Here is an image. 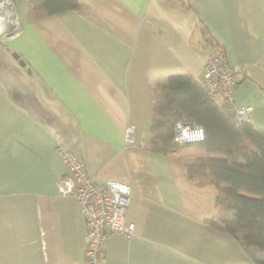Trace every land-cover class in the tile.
Segmentation results:
<instances>
[{
  "label": "crops",
  "instance_id": "0c3cea01",
  "mask_svg": "<svg viewBox=\"0 0 264 264\" xmlns=\"http://www.w3.org/2000/svg\"><path fill=\"white\" fill-rule=\"evenodd\" d=\"M81 1L34 18L28 0H12L23 17L0 41V264H84L87 229L77 200L59 194L58 148L98 181L131 188L135 232L109 239L105 264H253L206 223L218 214L214 183L143 144L151 88L172 75L203 79L214 46L200 21L236 71V106H251L250 122L264 130V0H189L193 9L181 0ZM129 125L136 144L125 142Z\"/></svg>",
  "mask_w": 264,
  "mask_h": 264
},
{
  "label": "trees",
  "instance_id": "16d2710c",
  "mask_svg": "<svg viewBox=\"0 0 264 264\" xmlns=\"http://www.w3.org/2000/svg\"><path fill=\"white\" fill-rule=\"evenodd\" d=\"M181 2L193 9L189 0ZM83 7L81 0H28L34 18ZM199 27L214 46L213 53L223 50L202 21ZM151 93L153 124L143 147L179 157L192 179L211 180L218 192V214L206 223L234 237L253 264H264V130L226 113L190 75H172L153 86ZM181 120L203 127L205 139L176 142V124ZM191 150L194 153L189 154Z\"/></svg>",
  "mask_w": 264,
  "mask_h": 264
},
{
  "label": "built area",
  "instance_id": "2783aa9c",
  "mask_svg": "<svg viewBox=\"0 0 264 264\" xmlns=\"http://www.w3.org/2000/svg\"><path fill=\"white\" fill-rule=\"evenodd\" d=\"M5 3L13 10L12 0H0V4ZM199 84L210 100L222 99L229 115L239 121H250L253 108L237 107L235 104L238 86L236 71L228 66L224 50L209 56ZM204 139L203 127L182 120L177 122L176 142L195 143ZM125 142L137 143L134 125L126 128ZM58 151L65 166V175L58 181L59 194L77 200L87 229L84 264H105L109 239L114 235L131 237L135 232L134 223L127 220L131 188L116 181H98L87 173L84 161L74 152L63 148H58Z\"/></svg>",
  "mask_w": 264,
  "mask_h": 264
},
{
  "label": "bare ground",
  "instance_id": "6f19581e",
  "mask_svg": "<svg viewBox=\"0 0 264 264\" xmlns=\"http://www.w3.org/2000/svg\"><path fill=\"white\" fill-rule=\"evenodd\" d=\"M7 22L13 25V29L15 31V28H17V19L15 18L14 11L11 9L10 6H7L6 3L0 4V27L7 24Z\"/></svg>",
  "mask_w": 264,
  "mask_h": 264
},
{
  "label": "water",
  "instance_id": "95a60500",
  "mask_svg": "<svg viewBox=\"0 0 264 264\" xmlns=\"http://www.w3.org/2000/svg\"><path fill=\"white\" fill-rule=\"evenodd\" d=\"M13 34H14L13 25L9 24V22H7V24L0 27V41H4L10 38ZM14 55L16 58L20 60V63L25 66V62L22 59H20L19 55H17L16 53Z\"/></svg>",
  "mask_w": 264,
  "mask_h": 264
},
{
  "label": "rangeland",
  "instance_id": "374dc122",
  "mask_svg": "<svg viewBox=\"0 0 264 264\" xmlns=\"http://www.w3.org/2000/svg\"><path fill=\"white\" fill-rule=\"evenodd\" d=\"M19 8H20V6H19ZM15 10H16L17 13L19 14L18 17H17V15H16ZM20 10H21V8H20ZM13 11H14V13H15V18L17 19V26H19V25H18V24H19V20H18V19H21V17H23V15H22L21 13H19L17 7H16L15 9H14V7H13ZM188 153H194V152H193V150H191V151H189Z\"/></svg>",
  "mask_w": 264,
  "mask_h": 264
}]
</instances>
